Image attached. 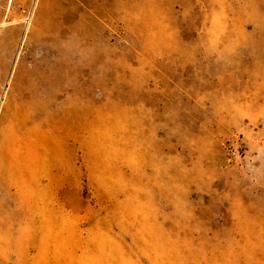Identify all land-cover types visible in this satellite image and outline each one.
Returning <instances> with one entry per match:
<instances>
[{
	"label": "rangeland",
	"instance_id": "1",
	"mask_svg": "<svg viewBox=\"0 0 264 264\" xmlns=\"http://www.w3.org/2000/svg\"><path fill=\"white\" fill-rule=\"evenodd\" d=\"M0 4V264H264V0Z\"/></svg>",
	"mask_w": 264,
	"mask_h": 264
},
{
	"label": "bare ground",
	"instance_id": "2",
	"mask_svg": "<svg viewBox=\"0 0 264 264\" xmlns=\"http://www.w3.org/2000/svg\"><path fill=\"white\" fill-rule=\"evenodd\" d=\"M32 119H36V117L33 114L27 115V116H23V115L19 114L18 119H17V121H18L17 127H16L15 131L16 132L18 131V133H19V131L22 133H28V134L31 133L32 132V126H30V123H31ZM40 125L42 127L46 126V124L43 122H41ZM0 184H1L2 188L4 189V191L6 192V194L8 195V200L5 204L2 205V207L6 210L19 209L20 206H18L15 199L13 198V196L16 192L15 186L12 184H9L8 180H6L5 177L0 178Z\"/></svg>",
	"mask_w": 264,
	"mask_h": 264
},
{
	"label": "crops",
	"instance_id": "3",
	"mask_svg": "<svg viewBox=\"0 0 264 264\" xmlns=\"http://www.w3.org/2000/svg\"><path fill=\"white\" fill-rule=\"evenodd\" d=\"M81 68H89V67H87V66H82ZM117 211L115 212V214L116 215H122V217H118V219L120 218L121 219V221H123V222H127V209H121V208H119V209H116ZM121 233H122V231H120ZM116 238V237H115ZM118 238H121V236H118Z\"/></svg>",
	"mask_w": 264,
	"mask_h": 264
},
{
	"label": "built area",
	"instance_id": "4",
	"mask_svg": "<svg viewBox=\"0 0 264 264\" xmlns=\"http://www.w3.org/2000/svg\"><path fill=\"white\" fill-rule=\"evenodd\" d=\"M0 1H2V0H0ZM9 1H11V0H9ZM0 8L2 9V8H3V5L0 4ZM7 8H8V6H7ZM2 10H3V9H2ZM30 18H31V11H30V13H28V14L24 17V19H23V23H24L25 26L28 25V23H29V21H30ZM3 25H4V23H0V27H2ZM246 149H247V146H243V147H242V151H243V152H245Z\"/></svg>",
	"mask_w": 264,
	"mask_h": 264
}]
</instances>
